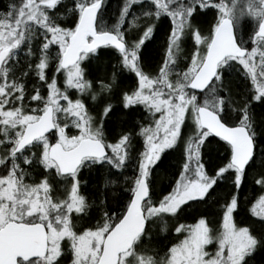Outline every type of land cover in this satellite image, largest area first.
<instances>
[{"label": "snow or ice", "instance_id": "6c2138e0", "mask_svg": "<svg viewBox=\"0 0 264 264\" xmlns=\"http://www.w3.org/2000/svg\"><path fill=\"white\" fill-rule=\"evenodd\" d=\"M257 107L264 0H8L0 264H254Z\"/></svg>", "mask_w": 264, "mask_h": 264}, {"label": "trees", "instance_id": "16d2710c", "mask_svg": "<svg viewBox=\"0 0 264 264\" xmlns=\"http://www.w3.org/2000/svg\"><path fill=\"white\" fill-rule=\"evenodd\" d=\"M6 2H7L6 0H0V9L5 8ZM202 17H204L203 22L201 19ZM197 19L198 20H196V23L200 24L203 28L206 29L208 27V23L211 20V14H208L207 16H205V15L198 16ZM157 43H158V41H155V42H153L152 45H149V49H148V51H150L149 52L150 55L148 56L149 58H151V56L154 54L155 46ZM255 111H256L258 119L261 117V115H264V110H262L260 107H257L255 109ZM210 151H211V158L213 160H215L216 153H215L214 149H210ZM168 163L174 164L175 163L174 158H170ZM161 171H162V175H163L164 174L163 169ZM87 178L88 177L86 174L85 179H87ZM166 183H167V179H161V181H160L161 186H164ZM249 191H250V186H249ZM198 213L206 214L208 216L209 220H211L214 224H215V221L217 220L218 215H219V212H218L216 205H214V204L200 205L196 208H190L187 210L186 217H187L188 222H193V218L196 217ZM237 218L240 220L245 218V212H244L243 206L239 210ZM254 264H264V254L258 253L255 257Z\"/></svg>", "mask_w": 264, "mask_h": 264}, {"label": "rangeland", "instance_id": "374dc122", "mask_svg": "<svg viewBox=\"0 0 264 264\" xmlns=\"http://www.w3.org/2000/svg\"><path fill=\"white\" fill-rule=\"evenodd\" d=\"M115 6H116V0H113V1H112V7H113V8H115ZM201 19H202V22H203V20H204V17H202ZM196 20H198V19L196 18ZM207 23H208V22H207ZM207 23H206V24H207ZM149 52H150V51H148V52L146 53V55H147V56H149V55H150V53H149Z\"/></svg>", "mask_w": 264, "mask_h": 264}, {"label": "flooded vegetation", "instance_id": "af4514ba", "mask_svg": "<svg viewBox=\"0 0 264 264\" xmlns=\"http://www.w3.org/2000/svg\"><path fill=\"white\" fill-rule=\"evenodd\" d=\"M6 1H7V2H6V5H5V8L7 7V3H8V0H6ZM112 1H113V0H111V4H112ZM5 8H4V9H5Z\"/></svg>", "mask_w": 264, "mask_h": 264}]
</instances>
